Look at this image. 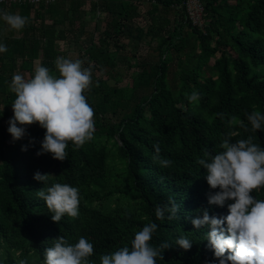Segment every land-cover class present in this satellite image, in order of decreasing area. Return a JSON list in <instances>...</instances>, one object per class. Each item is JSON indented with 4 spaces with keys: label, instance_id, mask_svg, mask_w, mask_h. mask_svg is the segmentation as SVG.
Here are the masks:
<instances>
[{
    "label": "trees",
    "instance_id": "trees-1",
    "mask_svg": "<svg viewBox=\"0 0 264 264\" xmlns=\"http://www.w3.org/2000/svg\"><path fill=\"white\" fill-rule=\"evenodd\" d=\"M85 1L91 18L102 8L105 20L97 40L91 37L73 59L92 68L95 91L85 95L94 109L96 131L79 149L69 142L67 159L58 161L50 153L36 155L45 131L36 124L26 127L23 139L12 140L7 121L15 97L8 84L15 68L30 75L33 61L44 65L65 56L57 41L66 40L77 22L82 26ZM187 1L55 0L36 9L15 6L9 12L29 20L16 37L0 22V34L9 31L2 38L8 51L0 53V264H18L20 259L42 264L44 248L60 235L71 243L79 236L88 238L95 250L91 259L99 264L100 254L129 243L149 222L158 225L153 246L173 243L156 264H216L204 239L208 229H194L190 219L202 214L198 209L227 215V206L207 203L208 194L218 189L209 188L197 160L205 149L219 151L230 130L233 142L253 135L264 147V131L245 133L228 125L232 116L247 123L246 113H264V0H197L201 26L189 18ZM140 4L149 6L144 26L137 25ZM171 11L174 18L167 27ZM45 20L53 23L46 26ZM123 39L145 43L148 53L119 60ZM113 69H129L133 76L122 84L123 75H113ZM193 91L201 97L196 103L186 98ZM156 143L161 158L172 161L170 167L161 168L153 160ZM22 146L27 150L21 151ZM37 171L52 175L47 185L33 179ZM52 183L79 188L78 218L51 220L36 191ZM252 195L264 199V188ZM169 197L181 206L177 219H156L155 206ZM179 236L192 240L190 250L174 244Z\"/></svg>",
    "mask_w": 264,
    "mask_h": 264
},
{
    "label": "clouds",
    "instance_id": "clouds-1",
    "mask_svg": "<svg viewBox=\"0 0 264 264\" xmlns=\"http://www.w3.org/2000/svg\"><path fill=\"white\" fill-rule=\"evenodd\" d=\"M0 21L9 30L21 31L28 23V17L0 9ZM8 51L7 45L0 43V53ZM54 68L42 64L34 68L27 77L17 73L11 77L9 91L14 94L11 103L13 115L7 121V131L13 141L26 135L27 126L33 124L44 129L40 150L36 155L50 153L58 161L67 159L69 142L75 149L94 139V109L87 102L86 92L91 91L93 72L85 67L81 59L57 56ZM190 103L200 100V94L193 91L186 94ZM220 119L224 113L216 114ZM246 121L236 116L228 120L229 128L239 127L245 133L264 131V113H246ZM233 131H228L218 145L219 151H203L197 164L206 171L205 180L210 189L207 203L217 207L227 206V215H210L207 209H198L202 214L191 218L194 229L207 228L205 238L213 251L216 264H264V199L252 195L254 190L264 188V147L254 142L248 135L233 142ZM34 141L30 140L29 144ZM153 160L161 168L172 165L170 159L161 158L160 147L153 145ZM22 146L21 151H26ZM51 174L35 172L33 179L47 185ZM51 213V220L59 223L66 215L72 219L79 217L81 202L80 190L67 183H52L36 191ZM229 201H231L229 203ZM180 205L173 197L166 204L155 206L158 220L177 219ZM158 225L145 224L133 234L129 243L115 251L100 254L99 264H156L163 259L164 250L173 246L172 242H162L159 246L151 243ZM174 244L187 251L192 240L179 236ZM95 255L94 245L84 236L75 243L60 235L51 240V246L44 248L42 264H96L91 258ZM18 264H29L20 259Z\"/></svg>",
    "mask_w": 264,
    "mask_h": 264
},
{
    "label": "rangeland",
    "instance_id": "rangeland-1",
    "mask_svg": "<svg viewBox=\"0 0 264 264\" xmlns=\"http://www.w3.org/2000/svg\"><path fill=\"white\" fill-rule=\"evenodd\" d=\"M187 13L189 15V18L191 19V21L193 22V24L197 25V26H201L202 25V10L201 7L199 6L197 0L194 1L193 5H190L189 3L187 4ZM90 9L89 6V2L85 1L83 3L82 8L80 9V11L83 13V22H82V26H80L79 22H77L76 24V30L73 33H66L67 38L64 41H57L58 44V48L61 52L65 53L66 58L69 59H74L75 57H77L78 53H83L82 50L84 48V46H86L89 43V39L92 37L94 41L97 40V38L99 37V32H101L104 28V23L105 20L104 18V14H103V10L102 8H99L96 12V14L91 18V15L88 13ZM139 9V13H140V18L137 20V25H141L144 26V24H146L149 19H148V14L146 13V11L149 9V6L146 5H139L138 7ZM17 14V13H15ZM61 15V9H57V18H59ZM167 21H166V25L168 27V24L171 25V21L174 18V15L172 14V11L169 12L167 14ZM57 22V21H55ZM53 22L50 20H45V24L46 26H50ZM56 27H57V23H55L54 25V34L56 35ZM69 24L66 23L64 29L69 30L68 29ZM81 27V28H80ZM186 29V27H184V30ZM3 33L0 34V43H2V38L3 36L9 34V31L7 30H2ZM13 35L16 37L18 36L17 31L13 30ZM120 45V52L117 55V58L119 60L123 59V58H129L130 56H144L148 53V45H146L145 43H140L137 42L133 39H123L120 41L119 43ZM37 65H39V61L35 60L33 61V66L36 67ZM44 66L49 67V68H54L53 63H45ZM13 67L15 68V64L13 63ZM113 75H117L119 72L123 75V81L122 84H127L128 81L130 80V78L133 76L132 71H130L129 69H113ZM23 74L26 77L29 75L28 72H20L19 70H16V68L14 69V71H12V74ZM96 76H104L103 73H95ZM109 84H113L112 80H108ZM95 91V87L92 86L91 91H88L86 93L91 94ZM139 92H143V90H139ZM3 110H5V105H2L1 107ZM9 110H11V108H9ZM119 116V115H118Z\"/></svg>",
    "mask_w": 264,
    "mask_h": 264
},
{
    "label": "built area",
    "instance_id": "built-area-1",
    "mask_svg": "<svg viewBox=\"0 0 264 264\" xmlns=\"http://www.w3.org/2000/svg\"><path fill=\"white\" fill-rule=\"evenodd\" d=\"M194 1L196 0H188L186 6L188 3L190 5H193ZM54 2L55 0H0V9L9 11L11 7L25 6V5H29L32 8L36 9L39 8L40 6H46Z\"/></svg>",
    "mask_w": 264,
    "mask_h": 264
}]
</instances>
